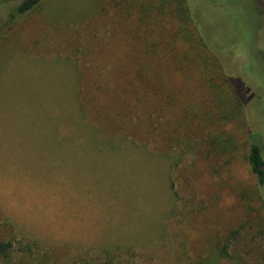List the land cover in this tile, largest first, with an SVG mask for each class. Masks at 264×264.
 <instances>
[{
  "label": "rangeland",
  "instance_id": "obj_1",
  "mask_svg": "<svg viewBox=\"0 0 264 264\" xmlns=\"http://www.w3.org/2000/svg\"><path fill=\"white\" fill-rule=\"evenodd\" d=\"M18 1L0 0V264H264L257 1L41 0L3 24Z\"/></svg>",
  "mask_w": 264,
  "mask_h": 264
},
{
  "label": "trees",
  "instance_id": "obj_2",
  "mask_svg": "<svg viewBox=\"0 0 264 264\" xmlns=\"http://www.w3.org/2000/svg\"><path fill=\"white\" fill-rule=\"evenodd\" d=\"M41 0H19L18 3L14 6H12L6 15V20L3 22V24H7L8 22L15 21L19 19L22 15L27 13L28 11L32 10ZM207 4V3H206ZM205 6V5H204ZM204 12H206L207 7L205 6L202 8ZM199 15V14H198ZM193 16H191V21H193L194 26L197 30V34L199 36V39L204 43L207 50L216 58L214 51L207 46V42L205 40V36L203 33V26L200 22V18L198 16L195 17L194 12ZM200 17H203L202 15H199ZM215 19V15H214ZM208 23V22H207ZM246 51H239L237 56L241 57L242 59H245L246 57ZM219 65L221 66L219 60L216 58ZM236 95H238V91H234ZM240 98V97H239ZM249 98V97H248ZM241 99V98H240ZM243 101L241 99V105H243ZM248 123V122H247ZM250 139V148L249 153L247 155V162L250 168L251 173L256 179V183L258 186V189L260 191L261 196L264 198V149H263V143L261 142L260 137L255 136L254 138ZM12 251V244L10 241H2L0 240V258L7 259ZM97 264V263H95ZM105 264H116L113 261H106Z\"/></svg>",
  "mask_w": 264,
  "mask_h": 264
},
{
  "label": "flooded vegetation",
  "instance_id": "obj_3",
  "mask_svg": "<svg viewBox=\"0 0 264 264\" xmlns=\"http://www.w3.org/2000/svg\"><path fill=\"white\" fill-rule=\"evenodd\" d=\"M257 2V6H258V8L257 9H259L260 11H261V24H262V26H261V28L260 29H262V30H264V0H256ZM242 57V56H241ZM263 61H264V59H263ZM264 155V154H263ZM263 159H264V157H263Z\"/></svg>",
  "mask_w": 264,
  "mask_h": 264
}]
</instances>
